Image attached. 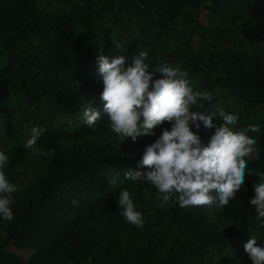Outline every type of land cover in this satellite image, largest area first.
<instances>
[{
	"label": "trees",
	"instance_id": "obj_1",
	"mask_svg": "<svg viewBox=\"0 0 264 264\" xmlns=\"http://www.w3.org/2000/svg\"><path fill=\"white\" fill-rule=\"evenodd\" d=\"M139 51L153 67L186 71L194 91L211 92L215 107L204 102L200 110L215 113L217 126L220 111L238 117L235 131L259 126L247 133L259 159L245 157L244 185L228 205L219 207L215 192L213 206L204 207L160 208L157 198L138 228L117 202L122 188L149 186L125 179L129 169L147 171L138 165L143 154L97 142L71 157L60 148L62 139L105 130L101 119L94 127L82 119L89 106L108 117L98 56L125 55L130 65ZM222 87L232 97L221 102L238 112L219 107ZM33 127L44 129L37 146L54 155L37 186L11 205L14 219L0 218V264H251L246 243L264 246V219L250 204L264 176V0H0L5 174L30 150ZM214 133L201 122L205 145ZM134 146L147 147L142 139Z\"/></svg>",
	"mask_w": 264,
	"mask_h": 264
},
{
	"label": "clouds",
	"instance_id": "obj_2",
	"mask_svg": "<svg viewBox=\"0 0 264 264\" xmlns=\"http://www.w3.org/2000/svg\"><path fill=\"white\" fill-rule=\"evenodd\" d=\"M128 59L125 55L111 60L102 54L98 56L104 84L101 99L111 130L135 142L140 136L156 135L155 129L166 123L171 128L165 127L138 161L139 167L147 171L129 169L125 179L153 186L160 194L157 204L160 208L176 204L181 208L209 206L214 202L213 192L219 207L228 205L244 185L245 157L254 155L259 159L257 140L247 134L258 133L259 126L250 124L243 131H235L231 126L237 124L238 117L223 111H220L223 123L217 126L215 113L200 110L204 102L215 107L213 94L194 91L186 71L167 63L153 67L146 63V51L133 53L130 65L126 63ZM157 73L160 78L154 79ZM100 117L101 113L89 106L83 111L82 119L86 126L94 127ZM201 122L205 129L215 128L206 145L198 134ZM43 133V128L33 127L24 147L34 154L51 157L53 150L44 152L37 146ZM8 162V157L0 152V218L12 221V194L17 187L5 174ZM254 191L250 204L255 207L257 219H264V176ZM118 204L128 223L138 228L144 226V216L127 188L120 191ZM245 253L251 264H264V246L255 238L246 243Z\"/></svg>",
	"mask_w": 264,
	"mask_h": 264
},
{
	"label": "rangeland",
	"instance_id": "obj_3",
	"mask_svg": "<svg viewBox=\"0 0 264 264\" xmlns=\"http://www.w3.org/2000/svg\"><path fill=\"white\" fill-rule=\"evenodd\" d=\"M217 97L219 99V101H217L220 108H229L231 106L235 111L238 112L236 107L232 106L231 104L226 105L221 102V98H225L229 101V99L232 97L231 91L229 89L222 87L221 89H219ZM101 117L102 118L100 119L104 121V131L95 135H82L76 138L62 139L59 143L60 148L66 151L71 157V154L76 151H84L91 142H97L99 144H119L125 151L144 154L146 147H135L134 141L130 137H122L111 130L109 117H104L103 115ZM165 127L170 129L171 125L160 126L156 128V135L154 136H140L137 139L144 140L146 142V145L148 146L152 144L159 137V135L162 134V131ZM40 148H42L43 151L46 152V149L44 147ZM49 161L50 159L47 155L34 154L31 150L22 154L19 164L12 168L8 174H6L9 182L13 183L17 187V191L12 194L14 198V203L12 205L16 204L19 200L22 199V194L24 191L33 186H37V184L42 180V177L46 175ZM128 190L132 194V199L134 201V204L136 205L137 210L140 211L143 215H151L153 213V210L155 209L157 198L160 195L158 191L151 185L143 187L138 184L131 185L130 187H128ZM211 206H213V204H211ZM227 227L228 225H221L222 229H226ZM40 264L57 263H55L54 260H41Z\"/></svg>",
	"mask_w": 264,
	"mask_h": 264
}]
</instances>
